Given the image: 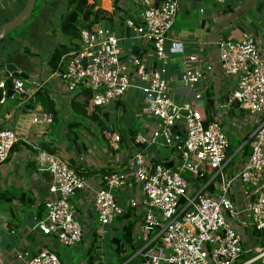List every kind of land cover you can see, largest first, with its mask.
Wrapping results in <instances>:
<instances>
[{
  "label": "built area",
  "instance_id": "2783aa9c",
  "mask_svg": "<svg viewBox=\"0 0 264 264\" xmlns=\"http://www.w3.org/2000/svg\"><path fill=\"white\" fill-rule=\"evenodd\" d=\"M179 3L145 0L136 21L123 20L131 39L148 47L145 55L132 54L100 20L88 29L77 27L79 47L61 53L56 68L49 67L45 76L22 78L17 71L0 81L1 88L5 79L11 81V104L33 101L34 93L49 83L68 102L77 92L84 98L87 93L86 110L98 115L109 112L110 105L118 111L116 103L125 96L141 97L140 111L134 115L140 120L135 135L128 134L122 142L112 125L101 131L108 146L124 152L128 160L100 174L95 185L59 155L34 147L33 159L50 181L44 214L31 230L49 242L34 255L16 251V263L63 264L57 244L73 249L94 245L104 260L105 239L120 226L118 218L127 210L134 222L135 246L129 260L136 264L254 261L247 256L258 249L247 244L245 229L264 235V35L246 32L240 39L218 41L219 70L233 82L223 101L211 92L208 114L205 98L213 66L201 54L186 55L183 41L170 38ZM178 58L185 66L181 75L168 74V65ZM176 81L191 100L172 98ZM8 98L3 95L0 106ZM199 102L204 105L198 107ZM30 112L33 125L52 123L50 113ZM1 123L0 165L19 140L14 128ZM244 146L249 147L246 156ZM162 150L167 152L162 155ZM137 216L139 222L134 221ZM78 264H87L86 259Z\"/></svg>",
  "mask_w": 264,
  "mask_h": 264
},
{
  "label": "crops",
  "instance_id": "0c3cea01",
  "mask_svg": "<svg viewBox=\"0 0 264 264\" xmlns=\"http://www.w3.org/2000/svg\"><path fill=\"white\" fill-rule=\"evenodd\" d=\"M49 1H42V9L30 19L31 13L29 18L18 26L20 27L18 32L13 29L6 38L0 40V81L5 77L6 64H13L18 68V74L45 76L51 53L61 40L60 33L53 32L54 27H51L49 17L57 0H52L51 3ZM144 1L101 0L102 3L100 2L101 7L106 11V25L122 39L126 48L134 50L137 55L148 53V47L139 40L131 39V31L124 28L123 20L129 18L136 21L140 17ZM146 1L150 4L159 2V0ZM26 2L27 0H0V27L15 17ZM178 13L174 27L169 33L170 38H179L183 41L186 55L201 54L205 61L213 66V76L209 77L211 90L216 100L223 101L225 92H228L233 81L219 70L217 43L229 38L240 39L246 32L264 35V0H225L224 3L218 0H180ZM183 67L185 66L178 58L168 65V74L181 75ZM171 96L176 102L191 100L189 93L182 88L179 81L174 83ZM66 98L65 95L63 99L60 96L55 103L59 116L57 120L52 118L50 125H33L30 121L32 109L29 110L19 101L14 104L6 101L0 106L1 126L9 125L19 136L8 159L0 165V264H18L14 260L16 251L26 252L28 256L34 255L49 242V239L46 241L44 238L43 241V237L40 239L31 230L44 214V201L50 181L49 174L40 169L33 159L36 152L34 147L39 146L47 150L42 145L50 144L55 149L54 154L67 160L89 184L93 185L97 183L100 174L114 170L128 160L124 152L117 153L116 150H112L100 137L101 133L97 134L89 129L87 121L81 126L83 132L79 128L76 129L78 136L75 140L69 137L64 122L67 120L64 107H69ZM196 105L201 107L204 103L199 102ZM34 109L44 111L39 104ZM52 126L58 129L51 137ZM179 134V138L184 135ZM92 144H94L93 148H96L95 151L91 148ZM89 210H79V212L92 215ZM116 233L118 232L113 231L107 241L110 242L109 239ZM251 236L250 232L246 237L247 244L253 247L256 245L252 243ZM84 249L81 248L80 251L84 253L85 259Z\"/></svg>",
  "mask_w": 264,
  "mask_h": 264
},
{
  "label": "trees",
  "instance_id": "16d2710c",
  "mask_svg": "<svg viewBox=\"0 0 264 264\" xmlns=\"http://www.w3.org/2000/svg\"><path fill=\"white\" fill-rule=\"evenodd\" d=\"M106 16H107L106 11L101 7L100 0H92L91 3H89L88 0H69L67 3V12L61 18L59 23V33L61 36V40L54 47L51 56L48 60V66L51 69H55L61 53L67 50L77 49L79 47L77 43L79 37L77 27L88 29L94 23L102 19L105 20ZM15 75H18L22 78L27 77V75L23 73L15 74ZM51 89H52L51 84L49 83L45 84L43 88L37 90L34 93V100L33 101L29 100L23 103L24 106L29 108V110H31L34 109V107L37 104H39L42 106L44 111L51 113L53 120H57L59 116V111L55 108V103L58 101V99H60V95L56 90H51ZM211 92L212 90L210 89L205 98V105L208 114L211 110V105L213 102ZM50 94H52L53 97H51ZM86 96L89 98L87 93L84 98L83 92L81 93L77 92L71 97H69L70 116H69V120L68 121L64 120V122L68 129V136L74 138V140L78 136L76 129H78L81 126H84L86 121L87 122L92 121L95 124L100 125L101 129L99 133H101V131L105 128L107 124L110 125L108 122L110 112H108L107 110L101 111L100 113L101 116L100 114L98 115V113H96L95 111L88 112L86 110V106L88 103V98H86ZM120 104L121 101H118L116 103V107H119ZM207 119L210 121L211 117L209 116ZM60 120L63 121L62 119ZM111 125L114 127V129L116 128L119 131L122 137V142L126 141L128 134L133 136L138 130L137 129L138 127L134 128L132 125L130 126L126 125L124 127H121L118 123L117 125L111 123ZM100 137H102V135ZM102 140L105 139L102 137ZM42 146L44 148H47V150L51 153L55 152V149L51 147L50 144H46ZM228 152L230 154V152L232 153L233 151L229 150ZM248 152H249V147L244 146L243 156H246ZM130 216H131V210H127L124 216L118 218V223L120 224V226L119 228L118 227L114 228V231H117L118 233L112 235L111 239H109L111 244H114V255L116 258L114 262H110V261L107 263L104 262V260L100 256L101 253L95 249L94 245H91V247L84 249L85 257H86L85 259L87 264H123L126 261V259L132 255V253L135 250V246L132 245V232H133L134 222L129 220ZM255 233L256 232H254V234ZM121 242H123L124 248H127V250L130 249L131 253L129 256H126L121 261H118L117 258L120 253ZM262 246H264V242L262 243ZM250 256H252L251 253H249L247 258H249ZM132 263L136 264L132 259L127 261L125 264H132ZM262 264H264V262Z\"/></svg>",
  "mask_w": 264,
  "mask_h": 264
},
{
  "label": "rangeland",
  "instance_id": "374dc122",
  "mask_svg": "<svg viewBox=\"0 0 264 264\" xmlns=\"http://www.w3.org/2000/svg\"><path fill=\"white\" fill-rule=\"evenodd\" d=\"M42 1H46V0H36L32 14L30 16V19L33 17V15L35 13H37L39 10L42 9ZM52 0L49 1V3H51ZM58 1V2H57ZM56 4L54 5V8H52V10L49 13V17L51 20V27H54V31L56 33H59V23L61 18L66 14L67 12V0H57ZM131 1V0H130ZM89 3L92 2V0H88ZM101 2V0H100ZM102 3V2H101ZM4 4H6L4 2ZM7 6V4H6ZM44 7V6H43ZM179 14V13H178ZM177 17V16H176ZM174 27V26H173ZM20 27L15 28V30L13 31H19ZM173 29V28H172ZM12 31V32H13ZM11 32V33H12ZM19 71V70H18ZM140 95L139 93H134L132 96H125L122 100H121V104L118 108V111L112 106H109V124H116L117 123L121 126H130L132 125L134 128H136L139 124H140V120L138 117H135V113L140 111ZM14 100L8 98L7 102L9 104H11ZM67 103V102H66ZM68 104V103H67ZM69 105H70V100H69ZM69 109V110H68ZM65 110V114H66V118L68 121L69 120V111L70 108L64 107ZM101 116V114H100ZM50 125V124H49ZM87 126L89 129H91L92 131H94L95 133H99L100 132V125L95 124L92 121H89L87 123ZM53 133L50 134V136H54L56 134V130L58 129V127H53ZM63 130H66L63 128ZM79 130L83 132V128L79 127ZM81 132V133H82ZM239 141V138H233L232 139V145L235 146L237 144V142ZM101 143H104L101 141ZM94 144L91 145L92 150H96V148H93ZM167 151L166 150H162L160 152V154L164 155ZM134 221L139 222L140 221V217H135ZM247 230H251V237H252V243H254V245L257 246V251H255V249L253 250L252 256H250L249 258H254V261L251 262L250 264H262L264 262V256H261V252L264 251V246H262V243L264 242V235H259L257 234V232L254 234V230L253 229H247ZM247 230H245V236L247 237V235H249L250 232H248ZM253 232V234H252ZM108 238L105 239V246H104V262H114L115 255H114V244H111L109 241H107ZM57 248V252L58 255L60 257V260L63 262V264H78L81 260H84V253L80 251L79 245L76 246L75 249L64 246L62 244H57L56 245ZM131 253L130 249L127 250L126 248V256H129ZM131 257V256H130ZM129 257V258H130ZM129 258L126 259V261L123 263L125 264L127 262V260H129ZM118 260V258H117ZM133 264V263H132Z\"/></svg>",
  "mask_w": 264,
  "mask_h": 264
},
{
  "label": "water",
  "instance_id": "95a60500",
  "mask_svg": "<svg viewBox=\"0 0 264 264\" xmlns=\"http://www.w3.org/2000/svg\"><path fill=\"white\" fill-rule=\"evenodd\" d=\"M36 0H27L25 6L23 9L15 16L13 17L10 21H8L6 24L0 27V40L3 38H6L8 36V33L12 31L13 29L17 28L20 26L26 19L29 18L30 14L33 11L34 5H35ZM132 54L137 55L134 53V50L131 51ZM4 71L5 74L8 73H14L18 71V68H16L13 64H6L4 66ZM5 91V94H4ZM13 90H12V84L10 79H5V85L4 87H0V100L2 99L3 95L8 98L12 95ZM172 163H169L168 165L170 166ZM126 249L123 247V242L120 243V255L118 257V261L122 260L125 258L126 254Z\"/></svg>",
  "mask_w": 264,
  "mask_h": 264
}]
</instances>
